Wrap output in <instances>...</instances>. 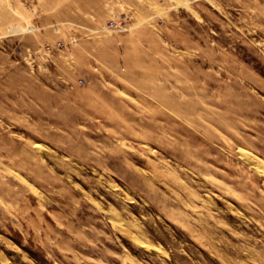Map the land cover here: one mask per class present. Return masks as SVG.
Instances as JSON below:
<instances>
[{
    "label": "rangeland",
    "instance_id": "obj_1",
    "mask_svg": "<svg viewBox=\"0 0 264 264\" xmlns=\"http://www.w3.org/2000/svg\"><path fill=\"white\" fill-rule=\"evenodd\" d=\"M0 264H264V0H0Z\"/></svg>",
    "mask_w": 264,
    "mask_h": 264
},
{
    "label": "bare ground",
    "instance_id": "obj_2",
    "mask_svg": "<svg viewBox=\"0 0 264 264\" xmlns=\"http://www.w3.org/2000/svg\"><path fill=\"white\" fill-rule=\"evenodd\" d=\"M243 155V154H242Z\"/></svg>",
    "mask_w": 264,
    "mask_h": 264
},
{
    "label": "built area",
    "instance_id": "obj_3",
    "mask_svg": "<svg viewBox=\"0 0 264 264\" xmlns=\"http://www.w3.org/2000/svg\"><path fill=\"white\" fill-rule=\"evenodd\" d=\"M117 27V26H116Z\"/></svg>",
    "mask_w": 264,
    "mask_h": 264
}]
</instances>
